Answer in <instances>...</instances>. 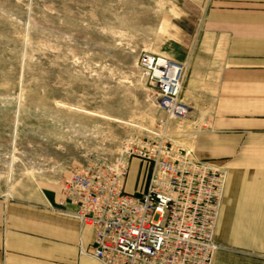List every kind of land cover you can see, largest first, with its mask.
I'll list each match as a JSON object with an SVG mask.
<instances>
[{"label":"rangeland","instance_id":"obj_1","mask_svg":"<svg viewBox=\"0 0 264 264\" xmlns=\"http://www.w3.org/2000/svg\"><path fill=\"white\" fill-rule=\"evenodd\" d=\"M207 2L0 0V194L33 199L74 172L112 165L167 120L138 60L189 66ZM182 92L189 113L169 128L191 150L212 102L193 112ZM138 168L134 160L129 194L142 188Z\"/></svg>","mask_w":264,"mask_h":264},{"label":"crops","instance_id":"obj_2","mask_svg":"<svg viewBox=\"0 0 264 264\" xmlns=\"http://www.w3.org/2000/svg\"><path fill=\"white\" fill-rule=\"evenodd\" d=\"M196 33L182 97L193 112L212 105L191 145L228 171L213 264H264V0H208ZM75 211L59 183L33 199L0 194V264H101Z\"/></svg>","mask_w":264,"mask_h":264},{"label":"built area","instance_id":"obj_3","mask_svg":"<svg viewBox=\"0 0 264 264\" xmlns=\"http://www.w3.org/2000/svg\"><path fill=\"white\" fill-rule=\"evenodd\" d=\"M142 78L156 91L168 120L185 118L181 104L187 64L141 54ZM160 121L131 141L114 164L74 172L62 183L71 213L95 230L89 254L101 264H213L220 246L215 232L227 185L226 169L194 157L166 136ZM133 158L150 175L140 192H125Z\"/></svg>","mask_w":264,"mask_h":264},{"label":"bare ground","instance_id":"obj_4","mask_svg":"<svg viewBox=\"0 0 264 264\" xmlns=\"http://www.w3.org/2000/svg\"><path fill=\"white\" fill-rule=\"evenodd\" d=\"M150 55H152V54H150ZM159 55V54H158ZM160 56H162V55H160ZM140 70H139V72H140V74L142 73V70L143 69H141V68H139ZM144 82H145V84H146V81L144 80ZM153 89V88H152ZM181 104L182 105H184L185 107H186V109L188 110V113H189V107H188V105H186V104H184L183 103V101H181ZM159 108H160V104H159ZM161 109V108H160ZM164 112V111H163ZM165 114H166V112H164ZM188 113H187V115H188ZM167 116V115H166ZM168 117V116H167ZM187 117V116H186ZM185 117V118H186ZM185 118H182V119H180V118H173V119H171V120H165V119H161V120H159V122L160 121H163V122H165L166 124H167V131H166V136H168V137H170V138H172V139H174L175 140V138H174V136L171 134V132H170V128H169V122H171V121H182L183 119H185ZM158 122V123H159ZM158 123H157V125H158ZM156 128V127H155ZM148 135H149V133H148ZM143 137H145V136H142L141 138H143ZM141 138H138V139H141ZM131 141H134V140H131ZM186 149V148H185ZM191 150H193V149H191ZM193 152H194V150H193ZM228 178V177H227ZM127 180V179H126ZM126 192V191H125ZM127 193V192H126ZM84 226H89V225H84ZM91 257V256H90ZM94 259V258H93ZM94 260H96V259H94ZM97 261V260H96ZM100 263V262H99Z\"/></svg>","mask_w":264,"mask_h":264},{"label":"trees","instance_id":"obj_5","mask_svg":"<svg viewBox=\"0 0 264 264\" xmlns=\"http://www.w3.org/2000/svg\"><path fill=\"white\" fill-rule=\"evenodd\" d=\"M141 175V182H142V189H144L146 187V184L148 182V179H149V175H150V167L147 166L146 169H141L140 170V174Z\"/></svg>","mask_w":264,"mask_h":264}]
</instances>
